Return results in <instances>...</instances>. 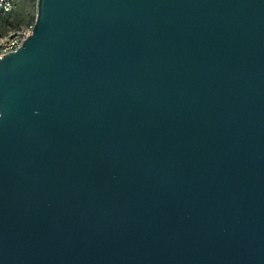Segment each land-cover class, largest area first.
<instances>
[{
  "label": "water",
  "instance_id": "1",
  "mask_svg": "<svg viewBox=\"0 0 264 264\" xmlns=\"http://www.w3.org/2000/svg\"><path fill=\"white\" fill-rule=\"evenodd\" d=\"M0 264H264V0H37Z\"/></svg>",
  "mask_w": 264,
  "mask_h": 264
},
{
  "label": "rangeland",
  "instance_id": "2",
  "mask_svg": "<svg viewBox=\"0 0 264 264\" xmlns=\"http://www.w3.org/2000/svg\"><path fill=\"white\" fill-rule=\"evenodd\" d=\"M12 1V9L0 15V41L7 39L35 19L37 0Z\"/></svg>",
  "mask_w": 264,
  "mask_h": 264
},
{
  "label": "built area",
  "instance_id": "3",
  "mask_svg": "<svg viewBox=\"0 0 264 264\" xmlns=\"http://www.w3.org/2000/svg\"><path fill=\"white\" fill-rule=\"evenodd\" d=\"M12 6V0H0V15L9 12ZM33 25L34 22H30L7 39L0 41V58L21 46L23 41L32 33Z\"/></svg>",
  "mask_w": 264,
  "mask_h": 264
}]
</instances>
